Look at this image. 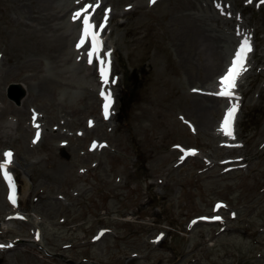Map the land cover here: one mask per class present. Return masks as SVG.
Returning a JSON list of instances; mask_svg holds the SVG:
<instances>
[{
    "label": "rangeland",
    "instance_id": "374dc122",
    "mask_svg": "<svg viewBox=\"0 0 264 264\" xmlns=\"http://www.w3.org/2000/svg\"><path fill=\"white\" fill-rule=\"evenodd\" d=\"M66 2L57 19L42 0H0V151L20 184L10 203L0 177V264H264V2ZM85 16L109 53L106 83L78 38ZM244 39L253 52L228 138L230 101L209 93ZM11 82L26 86L19 105ZM15 209L27 217L6 220Z\"/></svg>",
    "mask_w": 264,
    "mask_h": 264
},
{
    "label": "snow or ice",
    "instance_id": "6c2138e0",
    "mask_svg": "<svg viewBox=\"0 0 264 264\" xmlns=\"http://www.w3.org/2000/svg\"><path fill=\"white\" fill-rule=\"evenodd\" d=\"M149 2L154 4V3H156V0H149ZM262 2H264V0H262ZM218 7H219V5H218ZM79 16H80V13L77 12L74 15L73 19H76ZM106 19H107V10L105 11V20ZM83 23H84V35L81 36V43L83 42L84 36L91 35L92 51H90L88 53L89 63L91 64L92 63L91 57H93L94 55H96L99 52L100 42L97 38V33L90 32V29L92 26L89 23V19L86 16L84 18ZM99 27L103 28L104 24L101 23L99 25ZM80 46H81V44L78 43L77 48H79ZM250 51H251V46L249 44V41H248V39H244L240 43L239 48L235 52V56L231 62V66L228 68L227 72L221 76V78L219 80L221 88H220V91L218 93H216L217 95L222 96V97H226L229 99H231L233 97V92L231 90L236 87V79L242 73V71H247L246 67H244V64H245V60H246V55ZM101 65L102 66L99 68L100 76L102 78H106L107 74H108V68H107L106 63L104 61H101ZM104 82L106 83L107 80L105 79ZM101 96H103L105 99L104 109H105V117L107 118L108 108H109L110 103H111V94L106 95L104 91H101ZM236 111H237V106L235 104H233L231 107H229L226 110V114H225L223 121L221 123V129L220 130L223 131L224 134L227 136L232 135L231 126H232V121H233V118L235 116ZM33 119H35V116L33 117ZM37 138H39V132H37ZM33 142L35 143V140ZM11 156H12L11 152H5L4 153L5 161L3 163H0V173H2L4 179L8 181L10 190L12 189V183H11V177H10L9 173L6 171V165H7V163L10 162ZM181 158H183V157H181ZM8 198L11 202L15 203V196H14L13 192L10 191ZM217 207H220V205H217ZM214 219L219 220L220 217L217 216ZM8 246H10V245H8ZM2 247H5V245L0 244V248H2Z\"/></svg>",
    "mask_w": 264,
    "mask_h": 264
},
{
    "label": "bare ground",
    "instance_id": "6f19581e",
    "mask_svg": "<svg viewBox=\"0 0 264 264\" xmlns=\"http://www.w3.org/2000/svg\"><path fill=\"white\" fill-rule=\"evenodd\" d=\"M44 3H46L48 6H49V9L51 8V7H53V9L55 10V11H53V12H55V18H57V19H62V16H63V12L64 11H66V9L68 8V6H70V3H68V2H66V0H63L62 1V3H61V5L60 6H58L56 9H55V6H53V4H54V2H55V0H42ZM98 2L99 1H96V2H94L92 5H91V7H90V10H92V9H94V8H97V4H98ZM79 3H81V1H79ZM66 6V7H65ZM98 10V9H97ZM53 12H51V15H54V13ZM65 13V12H64ZM59 14H61V16L59 15ZM79 38H80V35H79ZM250 43V42H249ZM89 47V46H88ZM100 50V49H99ZM101 51V50H100ZM86 57L87 58H89V56H88V54H87V52H86ZM225 74V72L223 71L222 72V74L221 75H224ZM24 88L26 87L24 84H22V83H20ZM221 86V85H220ZM216 96V95H215ZM218 97V96H217ZM220 99H226V100H230V99H228V98H220ZM23 101V100H22ZM21 101V102H22ZM236 115V114H235ZM33 132H34V129H33ZM224 141H225V143H229V141H228V139H224ZM62 145V142H59V143H57V146H61ZM10 163V162H9ZM11 169V168H10ZM15 196H17V194H15ZM14 213H16V214H19V215H21V216H23V214L24 213H22L21 211H18V210H16ZM3 224H5V223H3Z\"/></svg>",
    "mask_w": 264,
    "mask_h": 264
},
{
    "label": "water",
    "instance_id": "95a60500",
    "mask_svg": "<svg viewBox=\"0 0 264 264\" xmlns=\"http://www.w3.org/2000/svg\"><path fill=\"white\" fill-rule=\"evenodd\" d=\"M25 93V88L18 83H11L8 87V97L13 99L17 104L20 102V99L24 97ZM62 154H64V152H62Z\"/></svg>",
    "mask_w": 264,
    "mask_h": 264
}]
</instances>
